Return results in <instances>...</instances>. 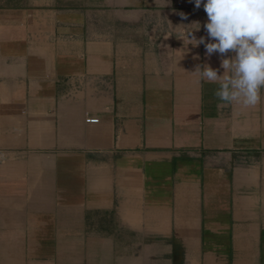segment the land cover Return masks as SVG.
Listing matches in <instances>:
<instances>
[{
    "label": "crops",
    "instance_id": "0c3cea01",
    "mask_svg": "<svg viewBox=\"0 0 264 264\" xmlns=\"http://www.w3.org/2000/svg\"><path fill=\"white\" fill-rule=\"evenodd\" d=\"M207 19L0 0V264H264V99L193 74L233 55L184 42Z\"/></svg>",
    "mask_w": 264,
    "mask_h": 264
},
{
    "label": "clouds",
    "instance_id": "9594fccd",
    "mask_svg": "<svg viewBox=\"0 0 264 264\" xmlns=\"http://www.w3.org/2000/svg\"><path fill=\"white\" fill-rule=\"evenodd\" d=\"M195 8L203 7L207 38H196L198 28L185 30L184 42L199 47L206 54L229 52L231 58L221 61L223 75L210 65L197 67L202 82L218 85L215 96L224 106L255 108L264 99V0H190ZM187 18V17H185Z\"/></svg>",
    "mask_w": 264,
    "mask_h": 264
},
{
    "label": "built area",
    "instance_id": "2783aa9c",
    "mask_svg": "<svg viewBox=\"0 0 264 264\" xmlns=\"http://www.w3.org/2000/svg\"><path fill=\"white\" fill-rule=\"evenodd\" d=\"M87 122L88 123H98L99 120L98 119H88Z\"/></svg>",
    "mask_w": 264,
    "mask_h": 264
}]
</instances>
